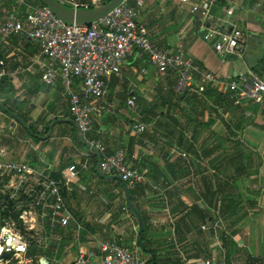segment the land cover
Returning a JSON list of instances; mask_svg holds the SVG:
<instances>
[{
	"label": "crops",
	"instance_id": "0c3cea01",
	"mask_svg": "<svg viewBox=\"0 0 264 264\" xmlns=\"http://www.w3.org/2000/svg\"><path fill=\"white\" fill-rule=\"evenodd\" d=\"M148 1L153 0H144L143 11ZM154 1L156 5L171 7L172 12L164 19L153 14L148 16L146 12L141 16L140 12L139 19L152 40L160 47L174 50L182 45L203 72H212L226 84L216 85L202 75L204 81L199 86L202 92L198 93H204L195 97L191 91L199 84L198 76H192L189 82L177 77L173 90L180 100L168 95L167 102L172 105L158 112L161 121H156L155 129L135 134L128 129L130 119L151 118L143 104H161L162 100L151 94L167 91V78L173 73L179 74L172 71L169 76L160 75L138 54L123 66L121 76H113L108 81L106 110L95 114L89 137L103 142L110 154L124 149L128 161L145 175V183L137 189L135 204L146 217L145 238L147 245L156 250L154 264H202L206 259L264 264V111L260 109L258 114H252L246 109L251 103L243 107L235 105L230 98L232 90L227 86V82L241 73L251 71L260 75L263 71L264 0H227L222 8L219 0H214L211 17L206 20L202 10H192L193 4L201 5L205 0ZM231 7L234 11L229 15L227 11ZM15 9L25 10L21 0H0V27ZM204 24L222 32L240 29L243 37L237 53L219 54L214 47L217 40L205 38ZM7 42L9 48L0 39V59H7L9 72V81L0 91V99L3 103L9 99L29 121L25 127L0 108V148H6L15 159L35 157L37 167L45 164L43 167L49 174L61 172L62 175L86 155L90 159V168L82 171L65 193L68 212L75 222L60 227L61 231L58 228L55 240L61 238L58 243L66 245L62 248L59 245L56 255L52 253V256L46 251L51 236L45 234L47 244L40 247L50 259L63 255L75 264L81 253H94L90 257L94 263L100 260L101 247L107 241L104 230L110 232L108 240L138 244V218L132 211L123 210L128 205L123 181L99 174L98 161L93 159L96 153L77 144L78 128L69 119L70 101L62 85L51 87L43 83L41 67L29 59L41 47L25 36H13ZM143 66L149 68V73L141 77L137 71ZM132 82L137 83L133 92L135 109L127 102ZM53 123L52 134L43 138ZM29 126L48 141L46 145L28 136ZM46 126L49 131L44 134ZM181 137L188 146L189 143L194 146H183ZM238 142L241 150L251 152L252 160L220 158L221 153L225 155L226 144H232V151H240L233 148ZM182 152L189 158L183 157ZM37 181L14 176L6 180V187L28 190ZM219 232H225L233 243L226 244ZM143 252L151 258L150 252Z\"/></svg>",
	"mask_w": 264,
	"mask_h": 264
},
{
	"label": "built area",
	"instance_id": "2783aa9c",
	"mask_svg": "<svg viewBox=\"0 0 264 264\" xmlns=\"http://www.w3.org/2000/svg\"><path fill=\"white\" fill-rule=\"evenodd\" d=\"M73 9H94L101 7L111 0H58ZM187 3L190 0H181ZM214 0H205L201 5L193 4V11H203V19L211 17V7ZM25 10L12 11L0 27V39L2 43L13 36H25L28 40L37 43L41 49L31 56V61L37 62L41 67V80L48 86L54 87L61 84L65 95L69 98V117L79 125L86 140L96 146L102 158L99 169L104 175H118L127 183L130 189H138L145 183V175L128 161L124 149H118L110 154L106 145L99 139L91 138L95 124V114L106 110V98L108 96V81L113 76H121L123 66L131 57L144 56L148 65L154 67L158 74L169 75L172 71H178L181 79L191 80L189 71L198 72L206 81L216 85L226 84L220 77L212 72H203V69L192 58L187 57L182 45L176 50L160 47L154 42L144 23L139 19L144 6V0H123L121 4L111 10L104 17L92 21L90 24H68L58 18L54 12L41 3H29L21 0ZM234 8H229L230 15ZM205 38L217 40L214 44L216 51L222 56L236 54L243 37L238 28L231 32L220 31L204 24ZM7 59H0V78L8 76ZM149 73V68L143 66L137 71L138 76L143 77ZM232 90L230 98L237 106H245L248 103L259 106L264 111V68L260 75L247 71L237 78L227 82ZM137 83L132 82L128 105L136 108L133 92ZM199 92V91H198ZM203 95V93H199ZM155 122H145L139 118H131L128 129L135 134H144L152 130ZM42 129V127H40ZM183 157L189 158L186 152ZM86 158L79 164H72L60 177H53L47 170L41 171L39 167L31 165L23 159L11 157L9 151L0 148V183L8 178L30 177L38 179L28 190L26 188L14 189L11 194L13 199L18 193L27 195L29 206L37 208L40 217L46 221L44 228L47 235L56 236L58 228L70 226L74 217L68 212L66 205V190L72 187V182L82 171L90 168V159ZM31 181V180H30ZM37 184L38 187H35ZM21 191V192H20ZM21 198V199H20ZM24 202L23 197L18 198ZM18 199H16L18 201ZM9 204V203H8ZM2 211L6 202H0ZM28 206V205H27ZM23 210L20 218L26 223L25 216L32 213L30 209ZM123 210L130 213L128 205ZM3 228L11 230L13 236L19 235V243L26 245V250L18 252L17 249H9L6 245L3 233L0 236V264H31L32 258L28 255L31 243L25 234L14 222L4 221ZM75 222V221H74ZM30 230V229H29ZM61 240V238H59ZM40 247L41 245H35ZM102 256L97 263L90 257L94 253H81L75 260V264H147L149 257L138 244L130 247L120 239H110L103 243ZM10 253L11 259L4 258L2 253ZM202 264H236L234 261L206 259Z\"/></svg>",
	"mask_w": 264,
	"mask_h": 264
},
{
	"label": "rangeland",
	"instance_id": "374dc122",
	"mask_svg": "<svg viewBox=\"0 0 264 264\" xmlns=\"http://www.w3.org/2000/svg\"><path fill=\"white\" fill-rule=\"evenodd\" d=\"M225 2H226V0H219L218 1L219 7L222 8L224 6V4H226ZM171 9H172L171 7L168 8L166 5H162V6L159 5V4L156 5L154 0L150 1V2L148 1L145 10L143 11V8L141 9V16L143 14H145V12H146L148 14V16L150 14H153V15L159 17V18L164 19V17H166V16L169 17V14L172 12ZM162 19H159V20H162ZM186 56L190 57L187 54H186ZM190 58H192V57H190ZM188 73H189V76H191V77L192 76H196V77L198 76V78H199L198 86L193 87V89H192L193 91H191L194 95H196L195 97H197V96L200 95L198 93V91H201L199 86H202L200 84H201V82L203 83V81H204L202 79V74H200L198 72L195 73L193 71H189ZM179 77L181 78V74L180 73H179ZM182 80H184L185 82L186 81L187 82L190 81V80H186V79H182ZM198 87H199V89H198ZM151 97H153V98L159 97V99L162 100V103L159 104V105H155L154 104V105H146V106H145V104H143V107L145 109V112L151 116V118L149 117V121H152V122L158 121V122H160L161 119H159L157 115H158V112H163L162 109H161V107L164 105L163 100H165V102H166L165 109L167 107L168 108L171 107L172 104H169L167 102V100H168V94L167 93L158 91L156 93H152ZM168 111H170V110H168ZM168 111H165V112H168ZM155 125L156 124L153 125L152 130L155 129ZM36 135H37V133H36ZM234 141L236 142L237 140H234ZM231 146H232V144H226L225 155H223L221 153L220 158L232 160L233 159L232 157H235L237 152L236 151H232L231 150ZM237 148L241 151L242 147L237 145ZM249 149H251V148H249ZM247 153H251V152L248 150ZM27 156H28L27 157L28 159L26 158L25 160L28 161V162L33 161L35 159V157L31 158V157H29V155H27ZM215 158L218 159L219 158L218 155ZM43 166H45V164H43V163L39 164V168H40L41 171H45L46 170L45 167H43ZM34 186L38 187L37 184H34ZM12 193H14V189H7L5 187V182L4 183H0V202H4L5 201L6 202V207L8 206L5 209V211H7V212H6V215L4 217V219H5L4 221H10V222H14L16 224V226L29 239V242L32 245V246H30V248H32L35 245H44V243L47 244V242H45L46 240L44 239L45 238L44 236L46 234L44 228L46 227L47 223H46V221H43V219L40 217L39 210L37 208H33L32 209L31 206H29L30 203H31V199L28 201L27 195L24 194L23 192L18 193V195H16L13 199H11L10 197H11ZM19 197H23L24 198V202H20V200L18 199ZM16 199H18V201ZM26 206H27V209H30L32 211V213H28V215L25 216L27 218V221L25 223L23 221V219L20 218V214L23 213V210L26 209ZM123 223H125V225H126L125 226L123 224L124 227H127V221L124 220ZM32 231L34 232L33 234L31 233ZM109 233L110 232L104 230V234L106 236V237H104L105 240H108L109 238H111V235H109ZM81 234H82V237L84 238V232H82ZM58 242H59V240H55V237L51 236V239H50V242H49V246L46 249V251H50V253L51 254L53 253L54 256H55L57 247L60 245ZM124 243H126V245H128L130 247H135V244H132V243L130 244L127 241H125ZM65 245H66V243L61 244L59 248H62ZM73 246H74V244H72V249L74 248ZM53 254H52V256H53ZM44 257H46V256H37V257L33 258L31 264H41L40 260L42 258H44ZM233 259L234 258L232 257L231 260H233ZM51 260H52V264H72L71 261L68 260L67 258H64L63 255L59 259L55 258V257H51ZM234 261L237 264H244L243 261L240 262L239 260H236V259Z\"/></svg>",
	"mask_w": 264,
	"mask_h": 264
},
{
	"label": "water",
	"instance_id": "95a60500",
	"mask_svg": "<svg viewBox=\"0 0 264 264\" xmlns=\"http://www.w3.org/2000/svg\"><path fill=\"white\" fill-rule=\"evenodd\" d=\"M39 1L43 5L49 7L58 18H60L61 20L67 22L68 24L77 23V24H86V25H88L92 21L98 20V19L104 17L105 15H107L111 10H113L115 7H117L119 4H121V2L123 0H111L108 3H106L105 5H103L101 7H98V8H94V9H77V10L64 5L63 3L59 2L58 0H39ZM0 108L5 110L9 114H11L23 126L28 127L27 124L25 123V121L22 119V117H20L16 112L11 111L1 101V99H0ZM73 122L75 123V125L78 128L80 141L86 147L92 149L96 153L97 161H98L97 165H96V169L99 172V174L103 178H107V179L118 178L121 181H123L121 179V177L118 176V175H104V174L101 173V171L99 169L100 161H101V158H102V155H101L100 151L98 150V148L96 146H94L93 144H91L89 141L86 140V138L83 135V133H82L79 125L77 124V122H75L74 120H73ZM54 125H55V123H53L51 125V129H50L49 133L46 136H43V138L50 137V135L52 134V129H53ZM123 183H124V186H125L128 207L136 215V217L138 218V221H139L140 236H139V239H138V245L144 251L149 252L148 249H144V245H143V237H144V232H145V222H144L143 215L136 208V206L134 205V203L132 201L131 189L129 188V186L127 185V183L125 181H123ZM2 227H3V213H2L1 206H0V229H2ZM0 236H1V232H0ZM2 256L4 258H7V259H11L12 258V255L10 253L3 252ZM40 263L41 264H50L48 259H46L45 257L40 260Z\"/></svg>",
	"mask_w": 264,
	"mask_h": 264
},
{
	"label": "trees",
	"instance_id": "16d2710c",
	"mask_svg": "<svg viewBox=\"0 0 264 264\" xmlns=\"http://www.w3.org/2000/svg\"><path fill=\"white\" fill-rule=\"evenodd\" d=\"M39 3H41L39 0H37ZM226 2H227V0H226ZM42 4V3H41ZM171 73V72H170ZM169 73V74H170ZM169 76V75H168ZM177 77H179V74L178 73H173L170 77H168L167 79H169V81H168V86H167V91H165V89L164 90H161V92H164V93H167L168 95H173V98H174V100H176V101H179L180 100V98H179V96H178V94H176L175 92H174V90H173V87L175 86V84H176V80H177ZM8 81H9V77L8 76H3V77H1L0 78V91L1 90H3L4 88H3V86H5L6 85V83H8ZM209 86H211V85H209ZM212 87V86H211ZM209 89H211V88H208L207 90H209ZM9 99H4V104L11 110V111H13V112H16L20 117H22V119L26 122V123H28V118H27V116L25 115V114H23L19 109H17V108H15V107H13V105L11 104V102H9L8 101ZM163 103H164V105L161 107V109H162V111L164 110V108H165V104H166V102H165V100H163ZM246 109L247 110H249L252 114H258V112H259V110H260V107L259 106H256V105H249L248 107H246ZM4 111V110H3ZM4 112H6V111H4ZM69 119H73V118H69ZM146 121L148 122L149 121V119L148 118H146ZM149 122H151V121H149ZM263 128H264V126H262ZM28 131V136L31 138V139H33L36 143H39V144H41L42 146L43 145H46L47 144V140L45 141L44 139H42V138H40V137H37L35 134L37 133V131L35 130V128L33 127V126H29V129L27 130ZM48 131H49V126H46V128H45V131H44V134H46V133H48ZM231 134H233V133H231ZM184 138H182L181 137V140H182V144H183V146H186V147H192V146H194V144L192 143H189V145L190 146H188L187 144H186V142H183L184 140H183ZM77 144H78V146H80V147H85L84 146V144L77 138ZM241 143L240 142H238L233 148L234 149H237V145H240ZM193 154H195L196 155V152L193 150ZM233 159L231 160V161H234V160H241V161H249V160H252L253 159V157H252V154H250V153H246L244 150H241V151H238L237 153H236V155H235V157H232ZM93 159H94V161L95 162H97V156L95 155V154H93ZM31 165H33V166H37V161H30L29 162ZM39 167V166H38ZM246 167V166H245ZM52 174V176L53 177H60L61 176V172H59V173H57V172H55V173H51ZM137 189H131V198H132V201H133V203H134V205L136 206V208L140 211V209H139V207H137V205L135 204V198H136V196H137ZM11 205V204H10ZM6 212L7 211H5V210H3L2 211V213H3V216L5 217V215H6ZM141 212V211H140ZM134 214V213H133ZM141 214L143 215V218H144V222H145V232H144V237H143V245H144V249H148L149 250V252H150V255H151V258H149V261H148V263L147 264H153L154 262H155V256H156V250L155 249H153V248H150L148 245H147V243H146V232H147V228H146V217H145V215L141 212ZM59 231H61V229L59 228L58 229ZM139 236H140V233H139ZM219 236H220V238L222 239V240H224V241H226V244L227 243H233V241H231V239H230V237H228L227 235H226V233L225 232H219ZM64 242V240L62 241V243ZM32 246V245H31ZM32 259L33 258H35V257H37V256H46L47 258H48V260L50 261V264H52V261H51V259L49 258V254H47L46 252H44L43 251V249L41 248V247H38V246H33L32 248H30V250H29V254H28Z\"/></svg>",
	"mask_w": 264,
	"mask_h": 264
},
{
	"label": "clouds",
	"instance_id": "9594fccd",
	"mask_svg": "<svg viewBox=\"0 0 264 264\" xmlns=\"http://www.w3.org/2000/svg\"><path fill=\"white\" fill-rule=\"evenodd\" d=\"M0 232L3 233L5 243L7 246H9L8 250L17 249L18 252H23L26 250V245L23 243H19L21 239L19 235L13 236L11 230H9L8 228L0 229Z\"/></svg>",
	"mask_w": 264,
	"mask_h": 264
}]
</instances>
